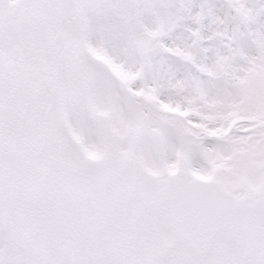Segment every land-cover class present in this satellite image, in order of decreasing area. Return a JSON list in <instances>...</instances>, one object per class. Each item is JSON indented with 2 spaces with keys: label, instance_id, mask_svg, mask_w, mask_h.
<instances>
[{
  "label": "snow or ice",
  "instance_id": "6c2138e0",
  "mask_svg": "<svg viewBox=\"0 0 264 264\" xmlns=\"http://www.w3.org/2000/svg\"><path fill=\"white\" fill-rule=\"evenodd\" d=\"M0 264H264V0H0Z\"/></svg>",
  "mask_w": 264,
  "mask_h": 264
}]
</instances>
